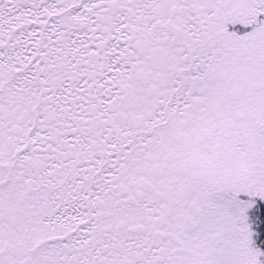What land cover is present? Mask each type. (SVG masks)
<instances>
[{
	"label": "snow or ice",
	"instance_id": "6c2138e0",
	"mask_svg": "<svg viewBox=\"0 0 264 264\" xmlns=\"http://www.w3.org/2000/svg\"><path fill=\"white\" fill-rule=\"evenodd\" d=\"M0 264H264V0H0Z\"/></svg>",
	"mask_w": 264,
	"mask_h": 264
}]
</instances>
